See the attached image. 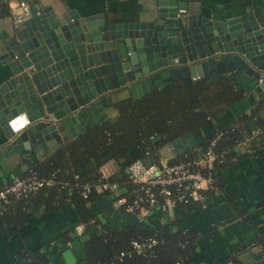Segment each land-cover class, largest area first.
Returning <instances> with one entry per match:
<instances>
[{"label":"water","instance_id":"1","mask_svg":"<svg viewBox=\"0 0 264 264\" xmlns=\"http://www.w3.org/2000/svg\"><path fill=\"white\" fill-rule=\"evenodd\" d=\"M186 6L153 0L137 21L115 26L106 23L104 14L59 13L33 0L30 18L7 42L10 73L0 86V124L13 151L28 150L24 157L36 159L49 141L76 138L107 120L104 107L112 104L111 88L129 87L137 99L173 88L177 78L185 83L227 78L233 85L242 81L245 90L254 86L264 107V28L247 18L216 21L188 14ZM101 77L109 92L105 96ZM202 141V135L188 132L172 144L188 150ZM97 204L150 229L110 200L101 198ZM98 218L106 221L101 213ZM60 249L66 264H74L72 251L66 245ZM242 264H264V252Z\"/></svg>","mask_w":264,"mask_h":264},{"label":"trees","instance_id":"2","mask_svg":"<svg viewBox=\"0 0 264 264\" xmlns=\"http://www.w3.org/2000/svg\"><path fill=\"white\" fill-rule=\"evenodd\" d=\"M0 8V14H9L7 2H1ZM242 97L241 91L235 90L226 79L209 82L207 78H202L190 83L177 80L171 89H156L136 100L129 98L115 104V117L93 125L77 138H58V148L42 161L34 163L26 173L17 175L24 177L35 173L39 177L52 179L53 183L26 199L12 198L6 210L0 212V234H8L12 224L10 213L15 206L33 212L42 210L44 213L69 208L75 223L69 230L56 234L53 243L61 245L80 240L85 256L76 264H201L206 249L210 248L206 239L215 230L203 231L190 227L184 219L193 212H200L206 204L179 203L168 219H165L164 212L153 207L150 214L141 220L150 229H142L108 213L106 222H102L97 215V202L101 198L114 201L118 195H126L131 190L132 185L126 172L131 161L140 159L146 162V156L154 154L162 145H172L176 138L188 132L198 134L206 126H210L211 132L197 148L175 154L169 161L181 162L196 157L216 131L224 134L217 141L216 150L229 152L224 163L238 155L232 149L234 141L250 137L254 130L258 132L252 136L251 149L263 147L262 105H256L249 113L229 123L218 124V119L227 107ZM155 136H160V139L153 142L151 137ZM102 153L113 159L118 167L110 180L117 182L119 188L116 192H95L94 189L87 198H83L80 186L85 183L96 184L99 180ZM221 166L223 164L215 165L213 170L216 184H219L218 171ZM79 223L85 224L80 235L75 231ZM148 237L155 238L157 244L145 254L132 253L120 257V252L131 251L132 240ZM51 263L49 245L31 253L27 262Z\"/></svg>","mask_w":264,"mask_h":264},{"label":"crops","instance_id":"3","mask_svg":"<svg viewBox=\"0 0 264 264\" xmlns=\"http://www.w3.org/2000/svg\"><path fill=\"white\" fill-rule=\"evenodd\" d=\"M17 1L0 0V4L1 2H7L9 7ZM26 1L31 6L33 5V0ZM38 1L43 6H51L59 13L75 10L80 16L104 14L106 23L116 26L124 22L137 21L152 5L153 0ZM178 1L182 5H187L188 14H196L216 21H225L236 17L239 19L247 18V20L252 21L253 25L264 28V0ZM100 19L102 18L100 17ZM22 26L23 23L14 26L9 14L5 16L0 14V86L8 80L10 73L9 64L7 63L9 56V51L6 49L7 42L13 39L14 31L19 30ZM120 30L123 31L124 28H120ZM105 76L109 79L107 75ZM222 79H226L231 84L227 78ZM177 80H182V78L175 79V83ZM112 82L113 80H110L109 85H112ZM106 84L105 78L101 77L100 86L103 87V91L104 89L107 90L104 96L109 94ZM239 84L240 88H238ZM241 84L242 81L240 83L236 82L235 85L231 84L235 90L241 91L243 97L240 101L227 107L218 119V124L229 123L234 118L249 113L256 105H262L260 103L261 98L258 97V92L255 91L254 86H250L245 90L244 86L241 87ZM245 86H248V84ZM110 90H112V104L104 107L107 120L117 115L115 104H120L129 98L134 99L129 87L116 91H113V88ZM209 127H204L198 133L202 135L203 139L211 132ZM3 129L0 124V183L2 185L9 183L18 174L29 171L34 163L42 161L46 155L59 146L57 139H53L48 142L47 149L36 155V159H27L24 154L28 150L24 153H15L13 147L9 145V140ZM62 134H64V131H62ZM172 146L173 144L162 145L154 154L146 156L145 163H148V159L152 163H159L165 159L169 161L175 154L182 153L185 150L184 148L176 149ZM237 152V156L229 159L220 167L218 171L219 184H216V188L207 193L206 205L202 207L200 212H193L184 219L186 225L190 227H196L203 231L215 230V233L209 235L206 239L210 248L206 249L205 259L201 264H242L250 261L254 254L264 252V146L257 150L252 149L250 153H245L243 150ZM105 157L107 159L104 161L103 158ZM105 157L102 155L103 164L107 163L116 172L118 167L115 161L109 156L105 155ZM96 190L95 192H99ZM18 207L15 206L11 209L12 224L9 227L8 234H0V264H27L31 253L44 245H49L52 258L51 264L61 262L66 264L60 249L61 245H66L72 251L76 260L74 264L84 259L85 253L80 240L61 245L53 243L56 234L65 232L74 225L75 217L71 209L66 208L44 213L42 210L33 212ZM97 207L99 209L97 213H101L104 218H106L107 213L110 214L98 204ZM164 214L165 219H168L172 217L174 210Z\"/></svg>","mask_w":264,"mask_h":264},{"label":"built area","instance_id":"4","mask_svg":"<svg viewBox=\"0 0 264 264\" xmlns=\"http://www.w3.org/2000/svg\"><path fill=\"white\" fill-rule=\"evenodd\" d=\"M30 16L31 5L26 0H18L9 6V17L14 26L24 23ZM257 132L254 130L250 137L234 141L232 149L243 150L245 153L252 152L250 141ZM223 135L222 131H216L214 137L201 149L200 153L186 161L170 162L166 159L159 163H145L139 159L131 161L126 172L132 188L126 195H118L112 201L114 206L142 220L150 214L153 207L165 213L174 210L179 203L205 204L208 199L207 193L216 188L214 167L223 164L229 153L227 150H216L217 141ZM151 138L154 139V137ZM114 173L115 171L104 163L100 167V176L96 184L85 183L80 186L81 196L87 198L94 189L99 192H116L119 184L110 180ZM52 183V179L39 177L35 173L24 177H14L9 183L0 186V212L6 210L12 198L26 199ZM59 183L65 185L61 181ZM84 228L85 224L79 223L75 226V231L80 235ZM130 244L131 251L120 252V257L129 256L132 253L143 255L157 244V240L153 237L140 238L132 240Z\"/></svg>","mask_w":264,"mask_h":264},{"label":"rangeland","instance_id":"5","mask_svg":"<svg viewBox=\"0 0 264 264\" xmlns=\"http://www.w3.org/2000/svg\"><path fill=\"white\" fill-rule=\"evenodd\" d=\"M166 151V150H165ZM165 151H163L164 153H165ZM166 152H168V151H166ZM169 153V152H168ZM165 154H167V153H165Z\"/></svg>","mask_w":264,"mask_h":264},{"label":"flooded vegetation","instance_id":"6","mask_svg":"<svg viewBox=\"0 0 264 264\" xmlns=\"http://www.w3.org/2000/svg\"><path fill=\"white\" fill-rule=\"evenodd\" d=\"M173 147V146H172Z\"/></svg>","mask_w":264,"mask_h":264}]
</instances>
